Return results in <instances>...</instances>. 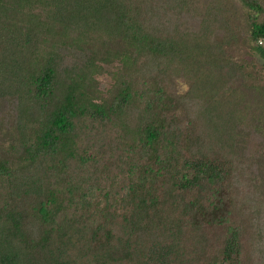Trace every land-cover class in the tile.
Returning <instances> with one entry per match:
<instances>
[{
	"label": "trees",
	"instance_id": "16d2710c",
	"mask_svg": "<svg viewBox=\"0 0 264 264\" xmlns=\"http://www.w3.org/2000/svg\"><path fill=\"white\" fill-rule=\"evenodd\" d=\"M235 10L0 0V264H264V86L209 40Z\"/></svg>",
	"mask_w": 264,
	"mask_h": 264
},
{
	"label": "rangeland",
	"instance_id": "374dc122",
	"mask_svg": "<svg viewBox=\"0 0 264 264\" xmlns=\"http://www.w3.org/2000/svg\"><path fill=\"white\" fill-rule=\"evenodd\" d=\"M228 1L236 5L237 10L235 11L238 14H236L235 20L226 29L212 30L209 40L222 47L221 53L230 63L237 62L241 65L243 75L236 77L233 83L238 84L242 81L252 86L256 84L264 86V57L256 50L248 47L253 42L250 37L246 38L248 36V20L245 8L235 3L234 0ZM232 7L234 6L232 5ZM199 18L201 17L199 16ZM217 27L221 29L219 24H217ZM111 81V76L106 73L98 74L96 77V82L100 88L107 87ZM184 86L182 84V87Z\"/></svg>",
	"mask_w": 264,
	"mask_h": 264
}]
</instances>
